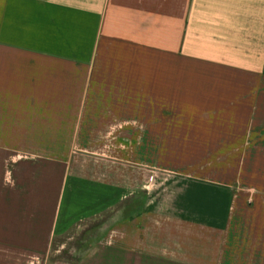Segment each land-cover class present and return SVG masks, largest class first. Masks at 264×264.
I'll return each mask as SVG.
<instances>
[{
	"label": "crops",
	"instance_id": "0c3cea01",
	"mask_svg": "<svg viewBox=\"0 0 264 264\" xmlns=\"http://www.w3.org/2000/svg\"><path fill=\"white\" fill-rule=\"evenodd\" d=\"M260 154L264 0H0V264H264Z\"/></svg>",
	"mask_w": 264,
	"mask_h": 264
},
{
	"label": "rangeland",
	"instance_id": "374dc122",
	"mask_svg": "<svg viewBox=\"0 0 264 264\" xmlns=\"http://www.w3.org/2000/svg\"><path fill=\"white\" fill-rule=\"evenodd\" d=\"M261 156L259 155V166L249 165L248 167L239 166L231 167L224 165L222 168V174L227 179L239 178L244 181L243 185L234 187L238 190H264V169L261 165ZM257 157H255L256 159ZM257 160V159H256ZM229 162V160H227ZM225 162V160H224ZM246 163V160L245 162ZM242 168L247 169V175ZM214 169V168H213ZM214 171V170H213ZM252 176V178H251ZM135 203H140V199H133L126 202L127 208L133 207ZM113 213L103 215L94 220L84 222L78 226L73 227L63 235L54 239L51 246L47 264H67L74 263L82 251L87 245L96 237L100 232V229L104 222L112 220Z\"/></svg>",
	"mask_w": 264,
	"mask_h": 264
}]
</instances>
